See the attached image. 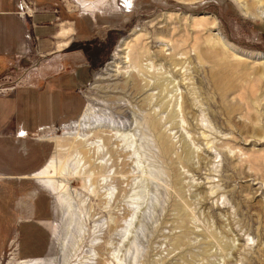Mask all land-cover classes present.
Returning a JSON list of instances; mask_svg holds the SVG:
<instances>
[{
    "label": "rangeland",
    "instance_id": "rangeland-1",
    "mask_svg": "<svg viewBox=\"0 0 264 264\" xmlns=\"http://www.w3.org/2000/svg\"><path fill=\"white\" fill-rule=\"evenodd\" d=\"M19 7L33 60L41 30L65 23L89 64L80 118L32 135L49 141L51 157L67 168L52 174L61 188L51 197L45 264H264V20L245 17L232 0H19ZM143 50L174 80L177 124L157 107L160 132L143 125L151 92L133 94L128 78V54ZM9 73L0 75V94L27 82L22 70ZM11 255L0 264L21 263Z\"/></svg>",
    "mask_w": 264,
    "mask_h": 264
},
{
    "label": "crops",
    "instance_id": "crops-1",
    "mask_svg": "<svg viewBox=\"0 0 264 264\" xmlns=\"http://www.w3.org/2000/svg\"><path fill=\"white\" fill-rule=\"evenodd\" d=\"M19 8V0H0V75L22 70L27 81L0 94V258L11 253L13 262L50 253L53 194L35 176L53 152L49 141L32 135L80 118L79 89L89 69L75 27L65 23L41 30L33 60L29 18Z\"/></svg>",
    "mask_w": 264,
    "mask_h": 264
},
{
    "label": "bare ground",
    "instance_id": "bare-ground-1",
    "mask_svg": "<svg viewBox=\"0 0 264 264\" xmlns=\"http://www.w3.org/2000/svg\"><path fill=\"white\" fill-rule=\"evenodd\" d=\"M232 1L236 4L237 8L245 17L253 20H264V0H232ZM214 48L215 47H213V49ZM218 51L219 50L215 49V53H218ZM119 52H122V50L118 51V54L116 53L117 55H115L114 57L115 62L119 60ZM259 56L260 55H257V57ZM127 61H129V63L131 64V65L129 64V67L130 66L132 67L131 68L132 71L130 70L131 74L129 73L128 78H130L133 83V94L140 95L145 91L151 92L142 105V109H145L146 111L150 112L148 114L149 116L146 117L147 119L145 121V124H143L144 127L145 125H147V127L149 128L152 127V129L155 130L157 129L158 132H160L159 130V127L161 125L159 123L160 120L156 117L157 107L161 109L162 108L165 109L168 116L167 119L170 120V123H172V125L176 126L178 111L175 102L173 101L174 100L173 97L170 96V94L173 91L172 89L174 85V80L173 77L171 76V73L168 72L166 74H162L161 73L162 71L159 72L158 69L155 67L153 55L148 53L147 50H143L136 58H134L131 54H128ZM115 62L113 63L115 64ZM158 91L159 93H157ZM160 97L162 98V101H158ZM182 111H184V108H182ZM148 129L145 128V130ZM160 141L162 142L161 147L164 152L166 151L169 152L172 150L164 137L161 136ZM187 144L188 143L185 142L183 143V147H185L184 157L187 160L192 161L195 159L196 155L193 152V150L190 148V145L188 144L189 145L188 146ZM61 161L62 160L59 161L58 159H56L55 156L51 157L45 169L39 172L35 176V178L39 181V183L42 184L44 187H46V189L50 190V192L55 196L58 195L61 185L59 184L58 181H56V177H52V174L63 175L64 172L67 170V168H65L66 164L63 165ZM62 162L64 163V161ZM49 172H51V175L49 174ZM72 223L73 221L69 222L68 226L71 227ZM68 231H70L69 228ZM227 243L221 242L220 244L222 247L225 248V250L227 249L228 251H231L232 247H230L231 246L229 245L230 243L229 244ZM45 262L46 261L43 260H36V261H24L19 264H45Z\"/></svg>",
    "mask_w": 264,
    "mask_h": 264
},
{
    "label": "built area",
    "instance_id": "built-area-1",
    "mask_svg": "<svg viewBox=\"0 0 264 264\" xmlns=\"http://www.w3.org/2000/svg\"><path fill=\"white\" fill-rule=\"evenodd\" d=\"M16 136L17 137H24V134L23 133H16Z\"/></svg>",
    "mask_w": 264,
    "mask_h": 264
}]
</instances>
